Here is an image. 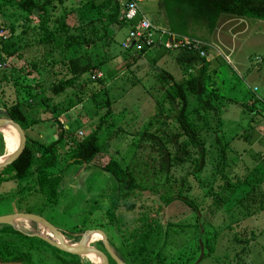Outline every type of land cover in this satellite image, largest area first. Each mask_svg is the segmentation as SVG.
Here are the masks:
<instances>
[{
  "label": "rangeland",
  "instance_id": "obj_1",
  "mask_svg": "<svg viewBox=\"0 0 264 264\" xmlns=\"http://www.w3.org/2000/svg\"><path fill=\"white\" fill-rule=\"evenodd\" d=\"M85 1L55 0L57 6L48 28L54 29L56 19L71 10L80 11L83 21L94 18V10L88 11ZM158 2L143 0L140 8L156 25L168 29L166 14ZM220 16L232 20L218 18L211 30L201 22L189 21L185 27L187 35L204 43L207 92L213 104L212 110H205L195 96L188 94L187 117L196 128L197 148L184 143L186 137L176 121L180 104L164 97L169 83L161 82L158 75L167 72L181 80L189 73L188 68L196 71L201 63L182 69L175 62L179 50L160 46L142 53L129 52L121 47L128 32L123 22L109 26L95 23L98 40L71 47L60 44L63 51L58 53L63 34L52 44L43 41L37 20L26 19L14 4L0 0V23L4 20L2 27L12 25V30L4 27L3 34L10 35L19 47L17 54L0 61V117L6 118L1 113V101L32 99L29 107L34 109L38 99L45 97L49 106L55 104L63 111L59 115L63 125L77 129L82 137L106 111L94 108L93 96L108 98L111 114L106 120L104 151L92 164L101 166L112 156L121 159L130 148L131 137L146 129L156 135L152 142L165 159L160 182L185 177L184 187H188L187 200L174 198L167 205L157 193L146 191L120 201L114 222L109 223V176L98 166L70 164L60 170L62 166L57 164L54 171L58 170L60 183L54 202L39 193L31 176L0 182V215H39L69 244L76 243L86 231L102 230L113 253L132 258L131 264H144L153 258L160 264H264V20L241 18L245 23L239 17ZM70 19L67 21L71 25L76 19L73 13ZM233 22L242 25L234 29L239 30L234 44L228 40L227 28ZM78 55L82 62L83 57H89L96 68L72 81L60 94L52 95L50 82L67 76L63 61ZM55 126V121H36L27 135L50 142L56 136ZM3 153L5 142L0 132V156ZM201 160L203 166L195 171ZM156 206H161L157 224L146 238L139 237L142 220L155 217ZM27 223L28 228L10 225L24 236L12 235L0 224V239L29 252L33 264H54L64 257L34 236L39 232L38 224L28 219ZM45 235L53 237L49 229ZM100 239L92 245L104 251ZM107 256L109 264H117ZM78 257L83 264H98L96 257L94 263L83 255Z\"/></svg>",
  "mask_w": 264,
  "mask_h": 264
},
{
  "label": "trees",
  "instance_id": "obj_2",
  "mask_svg": "<svg viewBox=\"0 0 264 264\" xmlns=\"http://www.w3.org/2000/svg\"><path fill=\"white\" fill-rule=\"evenodd\" d=\"M1 1L4 4H7V2L14 4L25 14L26 19L33 18L37 20L43 41L52 44L56 36L61 37L63 34V43L60 41L59 45L63 44L64 47L91 44L98 40L99 35L95 23L105 24V26L122 23L119 19L121 4L118 0H99L97 2L87 0L84 2V6L88 11L94 10V18L83 21L80 11L76 10L75 14L71 10L56 19L57 25L54 29H49L47 24L51 19V12L57 6L55 0ZM58 2H61V0H58ZM158 5L166 14L168 29L184 36H189L185 32V27L189 21L193 23L201 22L211 30L221 14L264 20V0H159ZM35 11L37 16H35ZM71 13L76 19L70 25L67 20L70 19ZM5 23L4 20L0 23V30L3 31L4 27L12 30V25L9 26V24L2 27ZM86 24H88L87 27H85ZM68 26L72 28H68ZM69 30H73V32H69ZM5 37V35L0 36V61L14 56L19 50L14 41L10 40V35ZM61 45L58 53L63 51ZM126 50L130 52L129 49ZM83 58L85 59L84 62L81 61L82 59L79 55L69 57L63 61L67 76L50 82L48 90L52 95H58L63 92L72 84V81L79 79L82 74L94 71L96 66L90 58L86 56ZM56 61L59 62L60 59ZM175 62L182 69L195 67L201 63L200 69L187 73L181 80H175L172 74L167 72L158 75L161 82L169 83L164 97L170 103L177 101L180 104L176 121L181 133L186 137L184 143L198 148L200 143L196 128L187 117L188 94L195 96L203 109H213V104L209 99L210 95L207 92L208 75L206 73V63H204V57H200L197 52L185 49L179 50L175 56ZM215 98L219 99L217 96ZM30 103H32V99H28L26 102L19 100L1 101L4 110L1 113L13 119L22 127L26 134V144L21 154L14 161L0 167V182L23 180L31 176L34 178L39 193L51 203L56 200L59 193L60 175L58 170L54 171L57 164H61L62 169L60 170L70 164L98 166L100 171L109 176L112 183L108 194L110 205L106 209L109 223L114 222V211L120 201L130 200L141 192L157 193L164 205L169 204L174 198L187 200L186 192L188 187H184L185 177L172 182H160V174L164 170L165 159L162 157L156 142H152L156 135L146 129L131 137L130 148L121 159L112 156L101 166L92 164L95 158L104 151L105 134L108 130L106 120L111 114L109 108L110 100L108 98L99 100L93 96L92 104L94 108L97 111L106 108V111L99 116L95 126L82 137L78 134L77 129H70L69 126L67 129L64 128V125L58 120L59 115L63 111L57 110L55 104L49 106L45 97L38 99L34 109L29 107ZM45 120L56 122V138L50 142H43L27 135L26 131L34 122ZM63 148H65L64 152L62 151ZM61 151L65 156L63 160L61 159ZM221 158H223V155ZM202 162L201 160L197 163L195 171L201 169L203 166ZM160 210L161 206L154 207L153 214L155 217L146 216L142 220L138 229L139 237L146 238L154 229ZM1 226L7 228L12 235L24 236L21 231L14 229L9 224H1ZM38 240L45 243L39 238ZM57 251L64 257L59 258L54 264H83L78 256L60 250ZM119 256L125 264H131L132 258L120 254ZM0 261L33 264L32 256L29 252L21 250L14 244L5 243L1 239ZM144 264H160V261L153 258Z\"/></svg>",
  "mask_w": 264,
  "mask_h": 264
},
{
  "label": "built area",
  "instance_id": "obj_3",
  "mask_svg": "<svg viewBox=\"0 0 264 264\" xmlns=\"http://www.w3.org/2000/svg\"><path fill=\"white\" fill-rule=\"evenodd\" d=\"M121 4L119 19L128 25V32L121 42V47L134 52L146 51L157 46L165 50L195 51L200 57H205L204 43L195 37L179 35L167 28L158 26L150 20L140 8L143 0H118ZM0 36H4L0 30ZM2 65V64H0ZM189 73L192 68H188ZM91 79H95L92 74ZM82 134V132H79Z\"/></svg>",
  "mask_w": 264,
  "mask_h": 264
},
{
  "label": "water",
  "instance_id": "obj_4",
  "mask_svg": "<svg viewBox=\"0 0 264 264\" xmlns=\"http://www.w3.org/2000/svg\"><path fill=\"white\" fill-rule=\"evenodd\" d=\"M6 124L12 125L17 130L18 135H19V144H18V147L15 149V151H13L4 161L0 162V167L10 164L12 161H14L21 154L26 144V134H25V131L22 129V127L17 122H15L13 119H10L8 117L6 118L0 117V127ZM14 217H21V218L28 219L30 221L35 222L36 224L39 223L43 225L46 229H49V231H51V233L53 234V237L51 236L48 237L45 234H42L40 232L34 234V236L45 241L50 246L62 252L75 255V256H81L85 253L97 254L101 258L102 264H109V259L107 256L108 254L117 264H125L110 249L107 237L102 230L95 229V230L86 231L80 236L79 240L76 243L69 244L63 239V236L59 232V230H57L50 222H48L46 219H44L43 217L39 215H35L32 213H11V214H6V215H0V224L11 225V219ZM94 231H97L101 234L100 241L103 245L104 251L99 248H96L94 245H92L89 242V239H90L89 235Z\"/></svg>",
  "mask_w": 264,
  "mask_h": 264
},
{
  "label": "bare ground",
  "instance_id": "obj_5",
  "mask_svg": "<svg viewBox=\"0 0 264 264\" xmlns=\"http://www.w3.org/2000/svg\"><path fill=\"white\" fill-rule=\"evenodd\" d=\"M0 132L2 134V138L5 142V153L0 156V162L4 161L15 149L18 147L19 144V135L15 127H13L10 124H6L2 127H0ZM11 224L15 227H23L28 228L27 219L21 218V217H14L11 219ZM39 232L42 234H46V229L43 225L38 223ZM89 242L92 244L96 240H98V237H101V234L97 231L92 232L90 235ZM52 237V236H51ZM94 255V256H93ZM84 258H87L88 260L92 261L94 263L95 257L97 258V262L99 264V258L97 254L93 253H85L83 254Z\"/></svg>",
  "mask_w": 264,
  "mask_h": 264
},
{
  "label": "crops",
  "instance_id": "obj_6",
  "mask_svg": "<svg viewBox=\"0 0 264 264\" xmlns=\"http://www.w3.org/2000/svg\"><path fill=\"white\" fill-rule=\"evenodd\" d=\"M224 17H225V16H220L219 18L222 19V18H224ZM231 18H232V17H231ZM231 18H229V17L226 16V18H224V19L227 20V21H231V20H232ZM238 20L247 23V21H244V20L241 19V18H239ZM236 23H237V22H233V24H229V25H227V28L230 30V31H229V35H228V40H230V42L233 43V44L237 41V36H236V35H238V33H239V30H238V31H235V30H234L235 27H237V28H239V26L242 27L241 24H236ZM62 116H64V114H62ZM58 120H59V122H60L61 124H64V121L61 119V117H58ZM69 120H71V119H69V118L66 119L67 122H70ZM45 121H48V120H45ZM55 127H56V126H55ZM64 128L67 129L68 126H67V125H64ZM56 129H57V128H56ZM26 133H27V131H26ZM55 135L57 136V131H56V134H55ZM28 136H29V135H28ZM56 136H55V138H56ZM30 137L33 138V139L39 140V139L35 138V137L32 136V135H30ZM52 140H53V139H52ZM0 264H21V263H17V262H1V261H0Z\"/></svg>",
  "mask_w": 264,
  "mask_h": 264
}]
</instances>
